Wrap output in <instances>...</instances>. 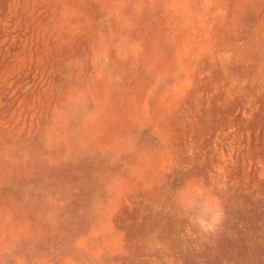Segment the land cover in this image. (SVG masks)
<instances>
[{
  "label": "rangeland",
  "instance_id": "obj_1",
  "mask_svg": "<svg viewBox=\"0 0 264 264\" xmlns=\"http://www.w3.org/2000/svg\"><path fill=\"white\" fill-rule=\"evenodd\" d=\"M0 264H264V0H0Z\"/></svg>",
  "mask_w": 264,
  "mask_h": 264
}]
</instances>
